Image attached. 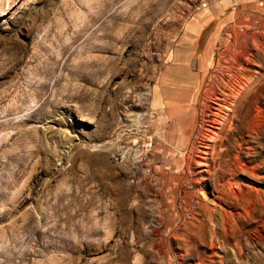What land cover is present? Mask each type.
Listing matches in <instances>:
<instances>
[{"label":"rangeland","instance_id":"obj_1","mask_svg":"<svg viewBox=\"0 0 264 264\" xmlns=\"http://www.w3.org/2000/svg\"><path fill=\"white\" fill-rule=\"evenodd\" d=\"M211 1L0 0V264H264V1L161 79ZM167 94L195 112L168 158Z\"/></svg>","mask_w":264,"mask_h":264},{"label":"crops","instance_id":"obj_2","mask_svg":"<svg viewBox=\"0 0 264 264\" xmlns=\"http://www.w3.org/2000/svg\"><path fill=\"white\" fill-rule=\"evenodd\" d=\"M260 1L264 0H214L197 7L190 13L182 23V30L177 41L163 50V53L166 57L173 58H177V54L193 56V63L197 62L201 67H176L175 64L164 67L161 74V79L165 82L164 86L177 89V87L183 88L188 85L189 88H192L191 81L196 78H192L194 74L192 71H203L206 68L203 63L207 64L213 56V50L221 40L223 24L230 22L236 11L244 6L251 9L250 11H254L256 4ZM167 95L169 96H164L163 103L165 105L162 107L161 115L165 121L162 145L168 158V154L177 153V150L183 148V146L177 145L176 135H179L183 141L187 140L185 137L189 135L190 128L194 124L195 112L191 108L193 104L191 98H187V101L185 98V101L178 102L177 95ZM177 104L180 105L177 106ZM174 158V163L171 165L176 168L177 155H174Z\"/></svg>","mask_w":264,"mask_h":264}]
</instances>
